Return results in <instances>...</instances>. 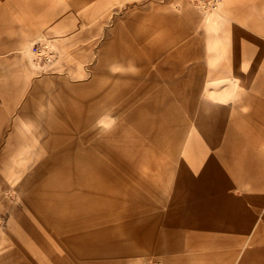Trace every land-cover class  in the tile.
I'll return each instance as SVG.
<instances>
[{"label":"rangeland","instance_id":"rangeland-1","mask_svg":"<svg viewBox=\"0 0 264 264\" xmlns=\"http://www.w3.org/2000/svg\"><path fill=\"white\" fill-rule=\"evenodd\" d=\"M23 1L0 0V12L4 10L13 17L0 19V81L10 85L19 82L15 91L2 93L0 90V106H7L5 112L9 120L22 111L28 97L27 89L36 85L43 87L48 77L59 79L71 88L79 85L85 93H92L95 89L91 85L86 90V82L98 73L100 48L118 25L125 27L127 33L122 43L126 58L119 62L109 60L105 65L112 74L124 72L127 78L135 75L130 79L136 82L118 88L126 91L121 100L144 89L140 93L142 101L152 89L162 86L169 96L167 104H176L182 113L179 118L185 119L191 131L199 134L203 144L200 149L206 154H201L205 156L199 163L197 158L193 164L183 155H176L174 169L168 172L169 187L166 191L162 189L165 196L154 198L157 208L141 216L118 215L111 222L128 224L136 217L155 216L157 226L153 231L104 234L102 241L106 243V250L101 249L98 254L94 246H87V252L78 250L60 226L44 228L18 189L25 173L19 172L16 166L22 164H0V264H264V148L259 147L264 141V132H251L264 130V122H256L251 117L249 120L241 114L258 103L254 96L242 99L247 91L260 95L258 98L264 102V78L257 77L260 73L253 66L257 63L251 64L249 60L239 64L248 69L214 70L231 55L232 27L239 25L231 14L225 13L226 0L215 11H202L191 0H107L101 13L88 18L83 9L96 0H40V26L30 25L40 19V13L24 8H33L34 4ZM24 12L27 19L22 18ZM185 15L192 16L191 22ZM146 16H151L153 23L158 22V25L145 39V44L141 43L140 53H134L132 44L136 46L137 39L128 25L131 18L141 21ZM176 20L182 24L174 28L172 21ZM45 38L52 42L56 55L52 62L43 64L35 60L30 44ZM15 46L21 51L7 54ZM9 57L13 59L7 63L12 65L6 64ZM134 57L140 61L133 60ZM204 68L201 89H189L188 86L197 85L191 82L195 74L198 75L197 69ZM184 75L189 83L183 82ZM43 96L46 99L36 104L39 122L26 119L24 115L26 122L21 127L26 129V137L31 142H26L22 153L38 150L31 144L56 134L61 139L50 141L63 143V126L69 127L70 134L78 130L74 122L76 116L66 114L62 108L63 99L55 89H47ZM49 96H55L51 108ZM238 99L246 101L238 106ZM7 101L12 104L7 105ZM48 108L57 115L56 121L54 116L49 118ZM113 122L115 119L111 118L107 125ZM47 127L55 128L56 133H49ZM246 129L252 134L246 133ZM191 131L187 132V140ZM4 135H0V140L8 133ZM144 158L143 163L135 166L140 172L156 169L158 163L160 168V160L172 156L167 152L160 155L152 152ZM19 159L23 160L20 156L16 161ZM252 171L258 174V181L232 182L246 177L251 179ZM159 179L156 181L160 184ZM123 184L120 179L115 189L125 194ZM198 188L208 192H200ZM178 191L183 198L176 201ZM131 202L142 212L138 199ZM127 206L121 202L118 211L122 214ZM19 213L26 216L23 229L12 235L9 223L12 218L18 219ZM38 226L45 238L34 236ZM114 237L116 243H112ZM169 243L172 245L168 246Z\"/></svg>","mask_w":264,"mask_h":264},{"label":"bare ground","instance_id":"bare-ground-1","mask_svg":"<svg viewBox=\"0 0 264 264\" xmlns=\"http://www.w3.org/2000/svg\"><path fill=\"white\" fill-rule=\"evenodd\" d=\"M107 3V0H96L88 5L83 9L85 18L101 13ZM117 43L116 38H111L107 49L116 48ZM13 50L21 51L19 46ZM119 59L117 53L112 55V61ZM97 72L101 75L96 73L91 80L92 89H95L92 93H85L79 86L78 96L70 98L66 97L67 91H63L64 111L68 116H76V133L70 134L69 127L64 126L63 143L50 144L46 148V160L16 166L19 172L25 173L18 189L41 225L44 228L62 227L65 237L68 236V241L78 250L87 252V246H94L96 254L101 249L106 250V243L102 241L104 234L153 231L157 226L155 216L136 217L128 224L111 222L118 215L141 216L157 208L154 198L165 196L162 189L166 191L169 187L168 172L174 169L176 155H183L193 164L197 158L199 163L205 156L201 154H206L203 148L200 149L203 144L199 134L191 131L185 119L179 118L182 113L176 104H167L169 96L162 86L150 90L142 101L139 99L144 89L121 100L126 91L118 88L132 85L135 81L130 78L135 75L127 78L124 72L112 74L101 67H97ZM244 116L249 118L247 114ZM111 118L115 122L108 126ZM245 132L252 134L247 129ZM196 150L199 152H194ZM152 152L158 155L167 152L172 158L160 160L164 168H159L158 163L156 169L138 171L135 166L143 163L144 156ZM128 173V177L124 176ZM120 179L124 182L125 194L115 189V183ZM166 180L168 182L163 185ZM135 198L140 202L142 212L131 202ZM181 198L183 195L178 191L176 201ZM121 202L128 205L121 211L123 215L118 211ZM17 218H12L9 223L12 235L23 229L26 216L19 213ZM39 226L34 229V236L45 238ZM111 240L116 243L115 237Z\"/></svg>","mask_w":264,"mask_h":264},{"label":"crops","instance_id":"crops-1","mask_svg":"<svg viewBox=\"0 0 264 264\" xmlns=\"http://www.w3.org/2000/svg\"><path fill=\"white\" fill-rule=\"evenodd\" d=\"M6 1L8 2V0ZM28 2H32L34 4L33 8H31V6L24 7V8H27V10L29 9V11H38L40 13L38 16V18L40 19L34 22H31L30 25L31 26L42 25L40 0H37V1L36 0H31V1L24 0L23 1V3H27V4ZM225 11H226L225 13L231 14L239 22V25L236 24L232 27V30H233L232 37L233 38L230 42L231 43L230 46H232L231 55L221 61L222 62L221 67L215 68L214 70L215 71H224V70L234 71L237 69H245V68L248 69L247 66H239V64L243 63L244 60H249L251 64H253V62L257 63L253 65L257 68V72L260 73L257 75V77L259 78L260 75H262V78H264V0H226ZM16 15H18V13ZM22 15H24L22 16V18L27 19V17L25 16V12ZM185 16H186V19L188 18L187 20L191 22L192 16L191 17L189 15L188 16L185 15ZM12 18L9 17L8 12L1 10L0 12L1 20L4 21V20L12 19ZM179 19L180 17L177 18V20ZM161 20L163 21L164 18ZM177 20L172 21L174 22L172 23V26H174V28L177 27L178 24H182V21H177ZM156 25H158V22L154 24L151 16L149 17L146 16L144 19L142 18L141 21L132 19L131 22H129V25H128L129 30L132 32V35H134L135 39H137L134 42L136 46L132 44L134 53H140L141 43H143L146 38H149V36L153 34V28H156ZM124 29L125 27L116 25V27L112 31H110L109 39L101 46L100 48L101 53H100V58H99V63H100L99 67H101V70L108 71L109 68L106 67L105 62H108L109 60H111L112 55L114 53H117V55H120V59L118 60V62L122 60L125 61L126 49L122 43L127 37V33H125ZM111 38L112 40L116 38V41H118V43L116 44V48L113 47V48L107 49L106 45L107 43H109V40ZM178 41H179L178 39L174 40L175 43H177ZM12 50L13 48L8 50L7 54L9 55L13 54L14 50L13 51ZM12 59L13 58L9 57L6 60V64L12 65V64L7 63V62H10ZM133 60L140 61L138 57H134ZM226 63H229L231 66L229 64L228 66L230 67L225 66ZM197 71H198V75L196 76L195 74L194 78L191 81L193 83H197V85L196 84L190 85V87L188 86L189 89L190 88L201 89L200 87H202L201 86V82L203 83L202 75L203 73L205 74L206 69L205 68L203 70L197 69ZM193 75L194 74L192 73L191 78ZM182 80L184 83L190 82L187 80L185 75L183 76ZM18 83H14L10 85L9 83L7 84L3 81H0V90L2 93L3 92L8 93L9 90L15 91V86H18L19 85ZM44 83L45 84L43 85V87L42 85L41 86L36 85L34 87H29L27 89V92H28L27 100L22 106V109H21L22 113L20 112L19 113L20 115L17 114L18 116L16 118L12 117L11 120H9L10 117H8V115L5 112L7 106L6 107L0 106V135L2 136V134L6 135L8 133V136L4 135L5 139L0 140V143H1L0 144V164L2 165L31 164L32 165L33 162H41L43 160H46L45 157L47 156V152H48L46 148H48L50 144L56 146L60 143V142L50 141L52 139L53 140L60 139L58 138L59 135L56 134L52 138L48 137L49 139L47 138L44 139V140H48V142L44 143L43 142L44 140H42V141L31 144V146L35 147V149H37L38 147L39 148L38 150L29 151L28 153L27 151H24L23 153L21 151L23 148L27 147L26 142H31V140L26 137V133H27L26 129L21 126L26 122V119L32 118L33 120L39 122L40 116L37 114L38 112L36 110V104L38 105L39 102L42 101V98H44L43 94L47 89L56 90V92L58 93V97L60 99H63V104H62L63 109L65 105V99L63 98L64 90L67 91L66 97L69 96L70 98H73V97L76 98L78 96L79 85L71 88V87H68L64 82H60L59 79L49 78V77L44 80ZM90 83L91 81L86 82V90L91 86ZM262 93H264V90L262 91ZM245 95L242 99H246V98L250 99L251 96L252 97L254 96V98L258 100L257 101L258 103L257 105H254V107H250V109L246 108L245 111L240 110V112L241 111L243 112V113L241 112V114L242 115L247 114V116L249 118L251 117L252 119L255 118L254 120L256 122H264V102L261 101V98H258V96L260 95L252 94L249 91H247ZM54 97L55 96L48 97L50 100L49 108H51V106L53 105V102L55 101ZM45 99L46 98H44V100ZM242 99H238L236 101L238 103V106L241 105L240 104L241 101H246ZM7 102L9 103L7 105L12 104L10 101H7ZM48 114H49V118L54 116L53 120L54 121L57 120V115L51 112L50 110ZM24 115L27 118L23 120V118H25ZM49 118H48V124H50L51 122V119L49 120ZM63 129H64V126L61 130ZM47 130H49L48 131L49 133H56V130L53 127L52 128L47 127ZM261 131L264 132V130L262 129L260 130L257 129L252 132L261 133ZM61 134H62L61 135L62 137L63 133ZM260 143H261V146L259 147L264 148V141H261ZM16 147H19L20 149L19 148L16 149ZM247 148L248 147H245V149ZM20 156L21 158H23V160L19 159L16 161V158ZM27 157L29 158L26 160ZM251 177H252L251 179L246 177V178H240L237 180H233L232 182H240V181H246V180H252L253 182H256L259 180V176L256 172L252 171ZM170 245L172 244L169 243L168 246ZM167 259L170 260L169 257Z\"/></svg>","mask_w":264,"mask_h":264},{"label":"built area","instance_id":"built-area-1","mask_svg":"<svg viewBox=\"0 0 264 264\" xmlns=\"http://www.w3.org/2000/svg\"><path fill=\"white\" fill-rule=\"evenodd\" d=\"M202 11H215L223 4L224 0H191ZM30 51L35 54V60L38 63L46 64L52 62L55 58L56 51L49 38L34 40L30 44Z\"/></svg>","mask_w":264,"mask_h":264}]
</instances>
